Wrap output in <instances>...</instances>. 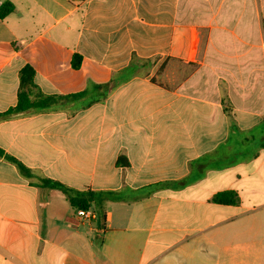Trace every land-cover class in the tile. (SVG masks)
I'll list each match as a JSON object with an SVG mask.
<instances>
[{"label": "crops", "instance_id": "1", "mask_svg": "<svg viewBox=\"0 0 264 264\" xmlns=\"http://www.w3.org/2000/svg\"><path fill=\"white\" fill-rule=\"evenodd\" d=\"M4 2L0 264H264V0Z\"/></svg>", "mask_w": 264, "mask_h": 264}, {"label": "trees", "instance_id": "2", "mask_svg": "<svg viewBox=\"0 0 264 264\" xmlns=\"http://www.w3.org/2000/svg\"><path fill=\"white\" fill-rule=\"evenodd\" d=\"M14 11V5L11 2H4L0 5V18H5L9 13ZM72 65L75 68L81 66V57L79 55H74L72 60ZM35 70L31 65H26L20 72V86L18 92V102L14 107L9 108L4 112H0V120L7 119L10 117L17 116L19 114L31 111L40 110L50 106L54 102V97H42L36 96L34 94L35 89ZM82 92L81 94H84ZM0 156H5L8 159L17 162L15 158L5 153V151L0 148ZM18 165L30 174V172L19 162ZM43 183L46 187L61 189L67 193L71 204L76 208L89 209L90 202L92 201V193H81V194H70L67 187L57 181L44 179ZM213 202L224 205L237 204L239 202L238 195L232 191H225L216 194Z\"/></svg>", "mask_w": 264, "mask_h": 264}, {"label": "built area", "instance_id": "3", "mask_svg": "<svg viewBox=\"0 0 264 264\" xmlns=\"http://www.w3.org/2000/svg\"><path fill=\"white\" fill-rule=\"evenodd\" d=\"M75 215L80 221H91L94 218V212L90 209L76 208Z\"/></svg>", "mask_w": 264, "mask_h": 264}, {"label": "rangeland", "instance_id": "4", "mask_svg": "<svg viewBox=\"0 0 264 264\" xmlns=\"http://www.w3.org/2000/svg\"><path fill=\"white\" fill-rule=\"evenodd\" d=\"M250 140H251V138H250ZM245 141L247 142L248 140H245ZM235 148H257V146L256 145L252 146V145H248L247 143H245V144L235 145ZM250 177H251L250 179H253V178H256L257 176L252 175ZM246 198H249V197H248V195L245 194V200H246Z\"/></svg>", "mask_w": 264, "mask_h": 264}]
</instances>
